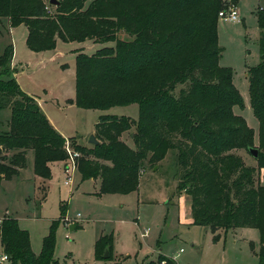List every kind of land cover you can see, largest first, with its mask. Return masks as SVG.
<instances>
[{"label":"trees","instance_id":"obj_1","mask_svg":"<svg viewBox=\"0 0 264 264\" xmlns=\"http://www.w3.org/2000/svg\"><path fill=\"white\" fill-rule=\"evenodd\" d=\"M0 0V19L9 27L24 25L25 44L34 52L53 50L58 40L102 46L91 55L76 51L77 107L106 110L136 103L138 117L101 114L94 124L99 141L81 152V179L98 178L100 196L136 191L145 166L154 168L168 150H176L177 193L190 200L192 224L255 228L259 231L258 261L264 264V184H254L257 167L243 164L235 150L249 152L254 131L234 112L244 107L233 83V71L219 60V12L239 0ZM259 62L248 68V97L258 121V169H264V9L256 11ZM1 21V20H0ZM125 33L129 39L120 38ZM13 45L0 53V110L10 117L0 128V182L17 176L33 154V171L51 177L50 163L67 165L65 137L52 125L32 95L21 89L11 67ZM135 127L134 147L120 139ZM250 153V152H249ZM61 216L52 220L39 253L16 218L0 219V243L10 264H58L54 257L55 231ZM80 227L74 224V228ZM217 235L213 236V240ZM112 235H100L94 254L107 250ZM105 253V251H104ZM104 258V254H103ZM122 257L114 264H125ZM139 264H177L159 253Z\"/></svg>","mask_w":264,"mask_h":264},{"label":"rangeland","instance_id":"obj_2","mask_svg":"<svg viewBox=\"0 0 264 264\" xmlns=\"http://www.w3.org/2000/svg\"><path fill=\"white\" fill-rule=\"evenodd\" d=\"M92 1L86 0L85 5ZM259 7L264 9V0L227 4L226 9L238 10L239 20L233 22L219 17L217 23L218 43L222 47L219 63L233 71V83L244 101L243 108L234 106L233 109L253 129V148L258 142V121L249 104L247 70L260 60V29L256 15ZM7 27L10 33L0 34V53L6 45H13L12 66L16 70L17 83L30 95L52 99L42 102V111L73 148L74 142L86 147L92 145L88 140L101 114L137 119L136 103L100 110L80 108L71 102L76 92V51L82 49L91 55L96 49L112 46L114 42L58 40L54 50L34 52L25 44L24 25ZM119 36L129 39L125 33ZM9 117L10 110H0V128L5 127ZM134 132L132 124L120 139L134 147ZM235 152L245 166L257 167L253 173L254 184H264V169H258L251 153L244 149ZM79 154L75 169L66 172L63 163H52L51 177L42 179L34 173L33 154L28 152L23 175L0 183V216H12L21 228H26L34 253H39L42 236L47 233L51 221L60 218L62 205L65 216L59 220L55 231L54 257L58 264H114L127 256L123 263L139 264L156 260L159 253L173 258L177 264H259L257 229L217 227L212 231L208 225L192 224L186 219L190 200L185 192L177 193L176 150H168L154 168L144 167L136 191L100 196L94 194L99 191L98 178L81 179L76 169L82 155ZM67 176L70 177L68 185L64 183ZM70 224L80 227L70 229ZM109 234L113 238L111 257L103 258L107 250H102L98 255L100 259H96V239ZM214 235H217L216 240H213ZM2 254L0 243V256Z\"/></svg>","mask_w":264,"mask_h":264},{"label":"built area","instance_id":"obj_3","mask_svg":"<svg viewBox=\"0 0 264 264\" xmlns=\"http://www.w3.org/2000/svg\"><path fill=\"white\" fill-rule=\"evenodd\" d=\"M219 16L223 17L225 19L231 20L233 22H237L239 20V12L237 9L235 8H229L227 11H221L219 12ZM65 149L67 152V165L65 168L66 172H69L70 170L75 169V161L78 159L79 157V151L78 150H74V148L71 146V143L69 142L68 139L65 140ZM143 172V170L141 171ZM69 176H67V178L65 179V184L68 185L69 184ZM68 221V220H65ZM71 225V224H70ZM146 234L145 233L141 234L142 236ZM9 261L8 256L6 254H2L0 256V264H3L4 262Z\"/></svg>","mask_w":264,"mask_h":264},{"label":"crops","instance_id":"obj_4","mask_svg":"<svg viewBox=\"0 0 264 264\" xmlns=\"http://www.w3.org/2000/svg\"><path fill=\"white\" fill-rule=\"evenodd\" d=\"M1 21H0V34H3V32L4 33H10V29H8V27L7 26H9L8 25V20L6 19V18H1L0 19ZM2 24H3V26H2ZM26 34H27V30H26ZM79 49H81L80 47H79ZM54 50V49H53ZM82 50V49H81ZM81 50H78V51H81ZM12 64H13V57H12V59H11V67L12 68H14L13 66H12ZM15 72H16V70H15ZM15 72H14V76H15ZM28 93V92H27ZM29 94V93H28ZM30 95V94H29ZM33 96V95H32ZM33 97H35V96H33ZM35 99L37 100V102L39 103V105H40V107H41V109H42V102H47V101H51L52 99L51 98H40V97H35ZM51 123H52V121L51 120H49ZM52 125L55 127V124L54 123H52ZM3 126V125H2ZM5 126V125H4ZM2 128V127H1ZM5 128V127H4ZM56 128V127H55ZM57 129V128H56ZM58 130V129H57ZM59 131V130H58ZM60 133H61V131H59ZM125 132H127V131H125ZM125 132H123L122 134H121V136H120V138L121 139H123V134L125 133ZM62 135H63V133H61ZM93 134H94V132H93ZM64 137H66L65 135H63ZM52 163H62V162H52ZM52 163H50V165L52 164ZM49 165V166H50ZM51 167V166H50ZM25 168V167H24ZM24 168L23 169H21L20 170V172H19V174L17 175V176H14L12 179H15V178H18V177H21L22 175H23V170H24ZM39 177V176H38ZM41 178V177H40ZM12 179H10V180H12ZM3 181H8V180H3ZM3 181H1V182H3ZM98 181H99V179H98ZM0 182V183H1ZM96 193V192H95ZM94 193V194H95ZM96 195V194H95ZM182 196V195H181ZM181 196H179V198H181ZM186 196V195H185ZM188 197V196H187ZM3 216H0V219L2 218ZM186 219H188V221L190 222V223H192V217H191V211H190V201H189V216L186 218ZM19 223V222H18ZM71 226V225H70ZM49 228V227H48ZM22 229H26V228H22ZM73 229H74V227H73ZM46 232H48V231H46ZM47 234V233H46ZM45 234V235H46ZM45 235H43L42 236V238L45 236ZM41 243H42V240H41ZM30 245H31V243H30ZM41 248V247H40ZM40 251V250H39ZM37 254V253H36Z\"/></svg>","mask_w":264,"mask_h":264},{"label":"water","instance_id":"obj_5","mask_svg":"<svg viewBox=\"0 0 264 264\" xmlns=\"http://www.w3.org/2000/svg\"><path fill=\"white\" fill-rule=\"evenodd\" d=\"M50 3H51V4H57L58 2H57L56 0H50ZM88 142H89L90 144H92V145H96V144L99 143V141L96 139V137H95V135H94L93 133L90 135ZM249 152L251 153V155H252L253 157H257L258 151H257L256 148L250 147V148H249ZM73 227H74V225H71V226H70V229H73ZM107 257H108V252L105 251V253H104V258H107Z\"/></svg>","mask_w":264,"mask_h":264}]
</instances>
